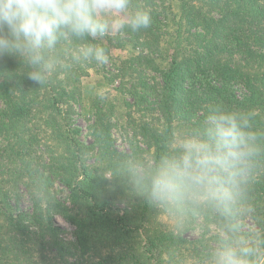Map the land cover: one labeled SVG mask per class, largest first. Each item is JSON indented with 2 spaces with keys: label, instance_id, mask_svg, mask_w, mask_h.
Instances as JSON below:
<instances>
[{
  "label": "trees",
  "instance_id": "trees-1",
  "mask_svg": "<svg viewBox=\"0 0 264 264\" xmlns=\"http://www.w3.org/2000/svg\"><path fill=\"white\" fill-rule=\"evenodd\" d=\"M133 2L153 23L92 41L108 50L106 65L39 86L18 59L0 58V264H209L222 222L189 213L175 229L121 169L157 157L171 131L213 105L264 130V0ZM234 222L264 237V172Z\"/></svg>",
  "mask_w": 264,
  "mask_h": 264
},
{
  "label": "clouds",
  "instance_id": "clouds-1",
  "mask_svg": "<svg viewBox=\"0 0 264 264\" xmlns=\"http://www.w3.org/2000/svg\"><path fill=\"white\" fill-rule=\"evenodd\" d=\"M152 23L150 8L133 0H0V58L18 59L40 86L63 71L108 64V50L92 41L136 34ZM261 172L264 130L254 127L250 113L221 105L171 131L154 159L121 169L138 195L169 214L175 229H183L189 213L210 212L222 222L209 264H264V237L234 222Z\"/></svg>",
  "mask_w": 264,
  "mask_h": 264
},
{
  "label": "rangeland",
  "instance_id": "rangeland-1",
  "mask_svg": "<svg viewBox=\"0 0 264 264\" xmlns=\"http://www.w3.org/2000/svg\"><path fill=\"white\" fill-rule=\"evenodd\" d=\"M114 53L115 54H122V52L116 51V50L114 51ZM95 80H96V77L95 78L94 77H90V78L88 77L87 79L85 78L83 81H84V83L87 84V86L90 88V90H94V88L96 87L95 82L97 81V80L96 81ZM78 122L82 126L84 135H86L88 122L86 121V119H83L82 117L79 119ZM118 145H119V147H127L129 145L123 135L121 137H119ZM58 222L62 227L65 228V230H67V234L71 235L73 227L70 224H68L66 221H64L62 218H58ZM195 235H196L195 233H191V236H195Z\"/></svg>",
  "mask_w": 264,
  "mask_h": 264
}]
</instances>
